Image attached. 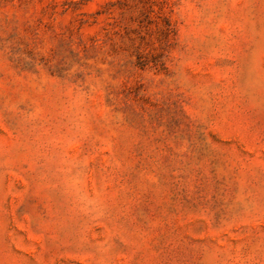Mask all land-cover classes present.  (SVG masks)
<instances>
[{
    "label": "rangeland",
    "instance_id": "rangeland-1",
    "mask_svg": "<svg viewBox=\"0 0 264 264\" xmlns=\"http://www.w3.org/2000/svg\"><path fill=\"white\" fill-rule=\"evenodd\" d=\"M0 264H264V0H0Z\"/></svg>",
    "mask_w": 264,
    "mask_h": 264
}]
</instances>
